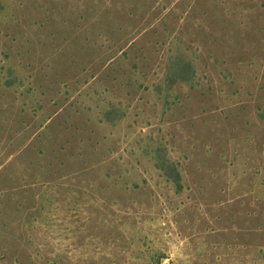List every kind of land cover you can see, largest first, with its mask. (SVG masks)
I'll return each instance as SVG.
<instances>
[{
  "label": "rangeland",
  "instance_id": "374dc122",
  "mask_svg": "<svg viewBox=\"0 0 264 264\" xmlns=\"http://www.w3.org/2000/svg\"><path fill=\"white\" fill-rule=\"evenodd\" d=\"M0 264H264V0H0Z\"/></svg>",
  "mask_w": 264,
  "mask_h": 264
},
{
  "label": "trees",
  "instance_id": "16d2710c",
  "mask_svg": "<svg viewBox=\"0 0 264 264\" xmlns=\"http://www.w3.org/2000/svg\"><path fill=\"white\" fill-rule=\"evenodd\" d=\"M174 72L176 74L174 78H171L172 84H174L175 81H188L190 78V74H194V70L190 63H184L182 65L175 66ZM160 168L164 171V174L168 179L173 181L177 186L180 185V175L172 162L166 160L161 163Z\"/></svg>",
  "mask_w": 264,
  "mask_h": 264
}]
</instances>
